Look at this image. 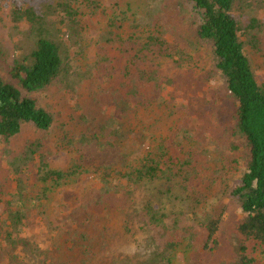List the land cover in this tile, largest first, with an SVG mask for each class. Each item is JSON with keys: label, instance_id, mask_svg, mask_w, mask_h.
I'll return each instance as SVG.
<instances>
[{"label": "trees", "instance_id": "trees-1", "mask_svg": "<svg viewBox=\"0 0 264 264\" xmlns=\"http://www.w3.org/2000/svg\"><path fill=\"white\" fill-rule=\"evenodd\" d=\"M9 1L14 29L23 23L29 28L20 32L12 65L5 62L0 44V70L6 73L0 72L3 261L174 264L187 241L196 246L193 264H261L248 254L247 243L264 247V81L252 59V53L264 57V20L259 15L264 0H182L190 10L194 39L212 47L213 66L207 74L218 75L223 84L206 91L200 76L184 85L161 72L157 61L181 66L177 59L183 54L176 47L174 52L165 31L125 37L119 31L129 19L116 16L101 36L98 61L85 72L76 68L83 40L76 28V0ZM86 1L96 9L101 6L98 0ZM155 1L149 2L148 22L145 18L132 24L135 29L161 25L158 16L166 6H152ZM95 74L100 85L83 99L79 88ZM56 87L68 89L75 111L94 121H79L75 113L65 121L42 106L37 94ZM156 106L170 114L185 112L183 133L201 141L187 148L172 131L133 165L123 154L128 141L150 138L131 119ZM207 120L217 130L212 136L202 128ZM56 123L64 134L63 147L76 153L69 171L52 167L50 151L40 139L17 152L10 147L24 128L51 132ZM211 154L218 155L214 170ZM85 175L94 183L84 195L66 187L73 177ZM219 176L227 181V204L198 221ZM62 188L64 205L52 216L41 201ZM229 207L242 217L231 236L223 226ZM32 213L39 227L29 224Z\"/></svg>", "mask_w": 264, "mask_h": 264}, {"label": "rangeland", "instance_id": "rangeland-1", "mask_svg": "<svg viewBox=\"0 0 264 264\" xmlns=\"http://www.w3.org/2000/svg\"><path fill=\"white\" fill-rule=\"evenodd\" d=\"M76 8H78L79 15V25H76L77 30L79 29L82 34V53L76 58V68H80L82 71H89L93 68L95 63L98 61L99 49L101 45V36L107 32L109 29V21L114 19L116 16L127 17L129 21L124 24V29L120 30L119 33L128 37L130 34L138 32H145V36L151 31L159 30L165 31V37L171 45L178 51L182 52V56L178 58L181 62V66L174 65L172 60H159L157 64L160 66L161 72L171 78H178L181 84L190 83L194 84L196 78L200 76V83L203 86L202 89L205 91L209 88H215L223 86L221 79L209 77L208 72H210L213 66L212 58V47L210 44L199 42L194 39L191 33V21L193 20L188 15L189 9L184 8V2L182 0H156L152 6L161 5L160 7L166 6L165 11H163L158 18L160 19L161 25L158 28H150L143 25L139 29H135L132 24L140 22L142 19L146 18L145 22H148L149 15V2L152 0H98L100 8L96 9V5H92L86 0H76ZM97 4V2H96ZM167 4V5H166ZM11 2L9 0L2 1V7L0 11L1 19L0 22V44L3 46L4 53L6 55L5 62L12 65L16 56V47L20 43L21 33L29 28L26 23L21 24L20 29L16 31L14 29L15 25L10 18ZM259 12V11H256ZM260 17L264 20V13H259ZM150 21V17H149ZM264 23V22H263ZM264 26V24H263ZM264 37V34H263ZM186 41H183L182 39ZM176 47V48H175ZM76 52H81L75 50ZM177 52V51H176ZM114 53V52H112ZM177 58V57H176ZM253 63L257 68L260 80L264 81V57L259 54L252 53ZM180 67V68H179ZM189 71H185L181 68H189ZM193 68V69H192ZM0 72L5 75L4 70ZM207 74V75H206ZM208 78V79H207ZM100 85V78L98 75H94L92 78L83 81L79 88V93L83 99L89 98V96L97 90ZM182 88V85H181ZM66 88H51L50 90L37 94L39 101L45 108L49 107L55 115H58L63 120L67 121L70 116L76 114L79 121H90L91 123L94 119H90L85 113L76 112L73 95L67 91ZM203 90V91H204ZM220 112H224L223 107H217ZM86 116V117H85ZM186 117L185 112H175L170 114L169 111L165 109H160L157 106L153 110L147 112H142L138 116H133L131 119V124L137 129V131L144 132L150 140L144 143L139 142V139L131 138L127 143V149L123 151V154L127 155L129 163L136 165L140 159L150 150L157 146V143L163 138L169 137L172 131L177 132L179 141L187 148L193 145H198L201 141L198 137H192L190 139L186 138L183 133L184 127L181 121ZM203 129H208L210 136L214 135L211 133H216L217 130L214 129L212 123L207 120ZM79 129V128H77ZM64 134L59 124H55L53 131L51 132H38L36 129L31 127H26L23 129L21 134L11 141V148L17 152L24 148L28 142L42 140L44 144L47 145L50 156L49 160L53 168L69 171L71 168V163L73 158L76 156L75 152H72L67 147H63L62 138ZM189 137V136H188ZM218 155L211 154L209 160L211 162L210 167L214 170L216 168V160ZM0 178H4V172H2ZM69 188L70 191H74L76 194L81 196L84 193L90 191L93 186V177L91 175H85L83 177H74L70 180ZM65 189H57L50 194L48 201H41V204L48 206L52 216H55L58 210L64 205L63 193ZM228 185L224 177L219 176L216 184H213V190L210 194V199L204 205V207L198 212V221L203 220L208 214L219 207L226 206L228 200ZM41 192V187L35 189L34 197H36ZM231 204H229L230 206ZM232 207H229L226 219L224 221V229L228 236L234 234L236 230V225L242 218L238 211H231ZM6 208L4 203H0V226L6 225ZM57 216V215H56ZM29 224L32 227H39L40 222L38 217L32 213L30 217ZM2 246V245H1ZM248 254L257 259L261 264H264V247L260 246L258 243L250 241L247 243ZM196 246H190L189 242L182 243V246L175 255L174 264H193V259L195 257ZM0 264H6L3 261V257L0 255Z\"/></svg>", "mask_w": 264, "mask_h": 264}]
</instances>
